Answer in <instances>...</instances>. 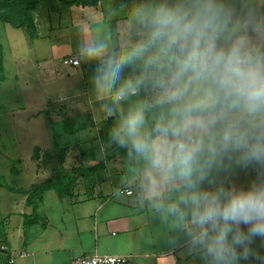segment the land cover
<instances>
[{"label": "clouds", "instance_id": "clouds-1", "mask_svg": "<svg viewBox=\"0 0 264 264\" xmlns=\"http://www.w3.org/2000/svg\"><path fill=\"white\" fill-rule=\"evenodd\" d=\"M77 56L114 195L193 264H264V0H114Z\"/></svg>", "mask_w": 264, "mask_h": 264}, {"label": "crops", "instance_id": "crops-1", "mask_svg": "<svg viewBox=\"0 0 264 264\" xmlns=\"http://www.w3.org/2000/svg\"><path fill=\"white\" fill-rule=\"evenodd\" d=\"M113 3L114 0H100L97 7H82L64 5L59 0L42 2L33 14L35 29L28 32L30 47L32 42H39L46 31L49 34L62 32L66 23L71 25L82 22L80 27L84 28L85 20L90 15L96 16L97 12L106 14ZM87 9L91 10L90 14L85 13ZM78 25H72L71 28ZM56 37L58 43H42L43 55L38 64L45 65L42 84L57 86L54 93L48 92L42 100L48 101L46 106L52 108V101L55 104L54 101L60 96L66 97L64 103H57L53 108L57 109V118L64 120L65 125H69L71 117L90 118V122L80 121L76 129L66 127L64 133L82 134L84 137L89 129L95 130V141L89 142L96 145H91V150H95L99 156L80 157L79 165L89 163L84 168L97 167V170L91 173L88 180L79 178L69 195H60L54 189L40 191L38 188L41 184L37 182H30L26 187L21 184L15 188L7 182H24V171L14 168L17 162L21 166L24 162L0 151V156L5 158L0 159V264H71L78 257L94 254L128 256L126 264H193L191 257H184L180 250L170 249L147 212H139L127 199H118L114 195L122 171L119 168L122 152L115 149V157L108 158L109 149L114 148L107 143V130L112 121L93 119V107L86 95L89 87V77L86 74L90 67L82 64L77 56L81 36L77 38L76 48L59 38V34ZM21 51L22 56L20 54L16 59L17 63H25L22 59L25 54L30 61L32 59L36 62L31 54L40 52V49H35L34 53L29 48ZM66 58H76L80 65L66 67L62 64ZM39 98L37 93H31V102H38ZM6 102L3 103V108L0 105V119L7 116L15 118L14 113L17 114V111L8 109ZM33 116L26 117L30 121ZM13 118L12 123L16 125L17 120ZM6 125L7 121L6 124L0 121L2 145L7 144ZM13 127L17 129V126ZM35 149L38 148L33 147L34 152ZM34 155L30 156V163L25 168L29 173L26 175L29 181H33L34 175L45 173ZM69 171L70 169H59L55 175L60 177ZM81 171L79 170L80 173ZM44 176L47 177L45 182L51 177L48 174ZM240 179L245 177L241 175Z\"/></svg>", "mask_w": 264, "mask_h": 264}, {"label": "rangeland", "instance_id": "rangeland-1", "mask_svg": "<svg viewBox=\"0 0 264 264\" xmlns=\"http://www.w3.org/2000/svg\"><path fill=\"white\" fill-rule=\"evenodd\" d=\"M89 11L91 10L87 9L85 13L90 14ZM100 14L102 13L97 12V15L93 17L100 19ZM89 17H91V15ZM88 20L89 18L85 20V29ZM81 23L82 22H77V24L72 23L71 25L66 23L62 32H53L49 34L46 31L43 34V38L40 37L39 42H32V47H30V34L27 29H15L10 25L0 23V44L2 46L0 48L2 57V59H0V105L3 108V103L7 101V108L17 111V114L14 113L15 118L7 116L0 119L4 124H6L7 121L6 127H8L6 133L7 144H0V151L3 153L7 152L9 157L17 160L22 159L24 162L22 166L17 162L14 167L18 170L22 169L24 171V182H7L15 188H18L17 186H20L21 184L26 187L30 182L42 184L45 182V178H47L44 174L51 176L49 178L57 179L54 168L59 169V167H61L62 169L69 170L72 167L80 169L89 166V163L79 165L81 152H84L88 158H91L92 155L99 156L95 153V150H91V145L93 147L96 145H94L93 142H89L90 140L95 141V130L89 129L84 137L82 134L73 135V133H64L66 127L76 129L78 128L77 125L80 121L86 120L90 122V118L88 119L84 116L71 117L69 125L66 126L63 122L64 120L57 118L59 117L57 116V109H53L57 103L54 102L55 104H53L52 101V108H50L49 106H46L48 101L42 100L48 92L54 93L57 88L56 84H49L47 86L42 84L45 76L43 71L45 65L38 66L41 62V56L43 55L41 51V49H43L42 43H58V36L56 37V35L59 34V38H62L64 41L66 40L76 48L77 38L81 36ZM72 25L78 26L71 28ZM27 48L33 53L35 49H40V52L36 51L34 54L30 53L32 58H35L36 62H33L32 59L30 61L28 55L25 54L22 57V59L25 60V63H17L16 59L20 57V54L22 56L21 49ZM62 64L64 65L63 62ZM91 71V68L87 70V77H90ZM34 92L39 95L40 101L36 102L35 100L34 102H31V93ZM18 108L23 110V112L21 113V110H18ZM32 114L34 116L31 117V120L29 121L26 116H31ZM51 115H53V117H51ZM12 118L17 120L16 125H13ZM13 126H17V129ZM11 127L13 129L10 130ZM15 130L17 132H15ZM17 133L18 139L15 140ZM35 146L38 148L39 154L37 161L42 165L41 168L45 173H40L37 176L34 175L33 181H29V179H26V175L28 176L29 173L25 168L30 163L28 161L30 156L35 154L33 151V147ZM97 148H100L99 143H97ZM108 154V158L115 157V148H110ZM0 159L5 158L0 156ZM50 160L53 161L54 164L48 163ZM61 161H63V163Z\"/></svg>", "mask_w": 264, "mask_h": 264}, {"label": "trees", "instance_id": "trees-1", "mask_svg": "<svg viewBox=\"0 0 264 264\" xmlns=\"http://www.w3.org/2000/svg\"><path fill=\"white\" fill-rule=\"evenodd\" d=\"M44 1L46 0H0V23L10 25L15 29L23 28L32 32L35 29L33 14ZM59 1L64 5H77L82 7H97L100 2V0H72L70 2H65L64 0ZM38 155V149H35V159L39 158ZM81 157L85 158L86 154L81 152ZM61 162L63 163V161ZM48 163L54 164L51 160L48 161ZM59 169L62 168L59 167ZM59 169L54 168L56 172H58ZM79 170H82L81 173ZM95 170H97V167L80 169L72 167L68 174L60 177L57 176V179L49 178L46 182L41 185L39 184L40 186L37 188L40 191L54 189L59 194L69 195L72 193V188L79 178L83 177V179L88 180L91 178V173Z\"/></svg>", "mask_w": 264, "mask_h": 264}, {"label": "built area", "instance_id": "built-area-1", "mask_svg": "<svg viewBox=\"0 0 264 264\" xmlns=\"http://www.w3.org/2000/svg\"><path fill=\"white\" fill-rule=\"evenodd\" d=\"M65 66L78 67L80 62L76 58H66L63 61ZM128 256H115V255H91L82 256L74 259L71 264H126Z\"/></svg>", "mask_w": 264, "mask_h": 264}]
</instances>
